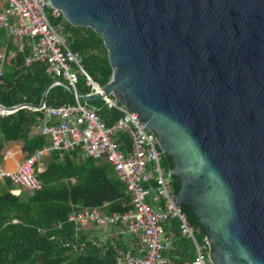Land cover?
Listing matches in <instances>:
<instances>
[{
  "label": "water",
  "instance_id": "95a60500",
  "mask_svg": "<svg viewBox=\"0 0 264 264\" xmlns=\"http://www.w3.org/2000/svg\"><path fill=\"white\" fill-rule=\"evenodd\" d=\"M98 33L112 67L100 91L134 110L170 164L211 264H264V0H47ZM39 103L5 106L42 109Z\"/></svg>",
  "mask_w": 264,
  "mask_h": 264
},
{
  "label": "trees",
  "instance_id": "16d2710c",
  "mask_svg": "<svg viewBox=\"0 0 264 264\" xmlns=\"http://www.w3.org/2000/svg\"><path fill=\"white\" fill-rule=\"evenodd\" d=\"M63 32L69 49L79 54L80 63L90 79L97 86H104L111 78L112 67L101 36L88 26H74L66 20ZM0 52V103L5 106L39 103L46 86L54 79L46 70L47 63L34 60L26 64L31 46L27 43L19 50L2 27ZM76 90L80 95L93 90L82 73H79ZM72 102L74 96L69 90L55 84L47 92L44 108ZM86 103L96 109L106 125L121 115L116 108H108L102 99ZM44 108L22 107L9 114H0V150L8 142H21L24 157H28L48 146V136L34 132L44 117ZM117 141L129 147L130 139L125 133L118 134ZM160 165L166 173L171 169L163 153ZM36 177L41 183L40 189L31 193L22 190L17 195L10 191L14 189L10 178H0V264H115L116 253L111 240L102 244L98 235L91 233L93 228L91 231L77 230L67 219L73 209L100 207L109 214L132 207L125 183L110 164L91 157L81 158L78 150L62 154L50 150L49 160L42 170L36 171ZM170 182L174 191L172 176ZM181 211L193 226L196 240L206 244L194 215L182 208ZM164 228L166 232H173L172 247L164 256L175 264L192 263L195 248L191 238L183 233L180 220L173 217ZM115 246L126 250L131 247L122 236L115 240Z\"/></svg>",
  "mask_w": 264,
  "mask_h": 264
},
{
  "label": "built area",
  "instance_id": "2783aa9c",
  "mask_svg": "<svg viewBox=\"0 0 264 264\" xmlns=\"http://www.w3.org/2000/svg\"><path fill=\"white\" fill-rule=\"evenodd\" d=\"M0 6V27L7 31V37L13 38L19 50L27 43L31 46L26 64L34 60L46 62V70L54 76L53 80L63 78L74 92L72 103L43 107L44 117L34 132L47 135L48 146L23 157L15 170L5 172L14 189L31 193L41 188L36 171H40L46 152L57 150L62 154L78 150L81 158L109 163L131 196L132 207L126 211L108 214L100 207L73 209L67 218L77 230L95 229L102 244L111 240L115 247V264H175L164 256L172 247L173 239V232H166L164 225L173 217L180 220L183 233L191 238L195 248L192 263L184 264H211L207 242L202 244L196 240L193 226L174 199L170 175L160 165L161 152L156 137L138 114L125 107L116 96L108 95L102 100L121 115L106 125L95 108L78 98L79 73L84 74L87 84L93 87L90 93L100 91L101 87L90 79L79 54L69 49L62 12L50 6L47 0H1ZM55 19L57 21L53 22ZM120 133L129 137L128 148L117 141ZM125 235L131 242L127 250L115 246V240Z\"/></svg>",
  "mask_w": 264,
  "mask_h": 264
},
{
  "label": "crops",
  "instance_id": "0c3cea01",
  "mask_svg": "<svg viewBox=\"0 0 264 264\" xmlns=\"http://www.w3.org/2000/svg\"><path fill=\"white\" fill-rule=\"evenodd\" d=\"M8 143H10V142H8ZM10 152H14V154L12 155ZM0 156H1V159H0V178H2L3 176H5V172L13 171L17 168V165L20 162V160L24 157V154L21 150V145L19 146V148L17 150H15L14 146L8 148V144H7L0 150ZM12 156H15V158H12ZM45 157L49 158V151L46 152ZM11 163H12L13 167L10 166ZM42 169H43V166L41 167L40 170H42ZM10 191L13 194L17 195L22 191V189H20V190L11 189ZM23 191H25V190H23ZM28 193H30V192H28ZM90 229H92V228H89L87 231H91ZM92 232L94 234L100 236V234L95 229H93V231H91V233ZM122 239L125 242L129 243V245L131 246V242H130L128 235L122 236Z\"/></svg>",
  "mask_w": 264,
  "mask_h": 264
},
{
  "label": "rangeland",
  "instance_id": "374dc122",
  "mask_svg": "<svg viewBox=\"0 0 264 264\" xmlns=\"http://www.w3.org/2000/svg\"><path fill=\"white\" fill-rule=\"evenodd\" d=\"M0 55H2V52H0ZM8 144V148L9 147H13L15 148V150H17L19 148V146L21 145V142H10V143H7ZM6 144V145H7ZM49 160V158L47 157H44L43 160H42V164L40 167H44L45 163ZM11 167H13L12 163L10 164ZM10 168V167H9Z\"/></svg>",
  "mask_w": 264,
  "mask_h": 264
},
{
  "label": "flooded vegetation",
  "instance_id": "af4514ba",
  "mask_svg": "<svg viewBox=\"0 0 264 264\" xmlns=\"http://www.w3.org/2000/svg\"><path fill=\"white\" fill-rule=\"evenodd\" d=\"M161 158V157H160ZM209 247V246H208Z\"/></svg>",
  "mask_w": 264,
  "mask_h": 264
}]
</instances>
